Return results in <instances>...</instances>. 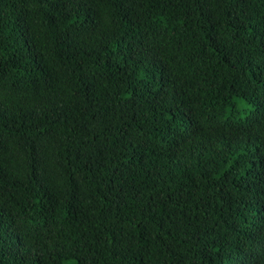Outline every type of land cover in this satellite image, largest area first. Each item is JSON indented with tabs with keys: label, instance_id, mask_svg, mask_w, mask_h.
I'll use <instances>...</instances> for the list:
<instances>
[{
	"label": "trees",
	"instance_id": "1",
	"mask_svg": "<svg viewBox=\"0 0 264 264\" xmlns=\"http://www.w3.org/2000/svg\"><path fill=\"white\" fill-rule=\"evenodd\" d=\"M0 264H264V0H0Z\"/></svg>",
	"mask_w": 264,
	"mask_h": 264
}]
</instances>
